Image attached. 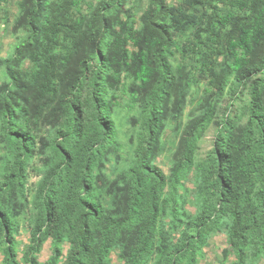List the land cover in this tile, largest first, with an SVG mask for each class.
I'll return each mask as SVG.
<instances>
[{"label": "trees", "instance_id": "1", "mask_svg": "<svg viewBox=\"0 0 264 264\" xmlns=\"http://www.w3.org/2000/svg\"><path fill=\"white\" fill-rule=\"evenodd\" d=\"M225 2L221 14L217 0H150L133 30L127 0H96L86 11L81 0H17L12 31L25 35L0 60L8 78L0 84V142L9 154L0 174V264H39L48 238L53 256L45 264H114L115 251L121 264H196L220 230L233 264L264 258V0ZM186 26L195 31L179 48L198 75L181 86L182 68L168 55ZM232 76H242L248 99L223 117L211 150L196 161ZM200 78L210 89L167 175L155 162L160 135ZM119 92L139 104L144 124L133 158L112 178L121 154L112 117ZM34 159L44 172L28 207ZM190 173L192 216L181 190ZM22 211L29 241L20 249Z\"/></svg>", "mask_w": 264, "mask_h": 264}, {"label": "rangeland", "instance_id": "2", "mask_svg": "<svg viewBox=\"0 0 264 264\" xmlns=\"http://www.w3.org/2000/svg\"><path fill=\"white\" fill-rule=\"evenodd\" d=\"M96 0H81L80 8L82 11H86L91 3ZM150 0H127L126 7H130L132 12V29H137L140 25V16L146 9ZM168 3L177 4L179 0H167ZM17 0H0V60L4 61L11 57L14 50L15 43L25 35L24 31H12L14 20L17 16ZM218 10L221 14L228 11L229 5L225 0H217ZM195 28L186 26L181 32H175L173 35L174 46L169 52L168 58L173 65L178 64L182 68V83L181 86H185L188 79L195 77L197 74L194 69V60L189 53H183L179 46L183 41L191 40L194 34ZM129 50H132L133 43L130 40L127 44ZM264 49V42L262 43V50ZM222 61V58H220ZM242 76H240L241 78ZM240 78L235 76L231 77L230 84L226 87L224 95L222 96L218 106L217 112L213 122L206 129L202 135L198 148L196 150V161H200L206 157L208 152L213 146L214 136L217 127L223 120V117L230 115L233 117L236 113H240L244 108V104L248 99V88L240 85ZM5 73L4 62L0 61V84L7 80ZM128 82V80H127ZM128 86H126L127 88ZM210 89V85L206 83V80L200 78L199 82L192 83L189 90L185 93V105L181 110L179 119L173 118L170 115L161 135L160 144L162 146L161 152L155 158L156 164L164 171L165 174H169L171 164L173 162V155L178 153L180 135L185 129L188 121L193 119L199 112H201V100L204 99L205 90ZM128 95V94H127ZM119 92V103L114 106L112 117L117 129V138L121 143L120 159L119 162L114 165V172L111 177L115 175L125 167L131 158L135 149L136 137L142 135L143 120L140 115L139 104L134 103L130 98ZM176 92L174 93V96ZM247 119L246 112H242L241 123H244ZM177 120L181 127L177 124ZM9 154L4 149V144L0 142V174L2 163ZM107 169L110 164H107ZM44 168L37 159H34L29 165V173L27 179V196L26 205H31L34 189L42 177ZM183 187L181 190L184 193V208L186 213L190 216L195 214V207L193 199L189 190L193 189L194 176L190 173L187 178L182 181ZM26 211H22L15 216V220L18 226L16 237L18 239L19 248L21 249L29 241V231L26 221ZM50 238L42 245L41 251L36 255L39 264H45V262L53 256L50 250ZM226 251L228 254H225ZM63 258L67 255V244L62 247ZM21 253H19V256ZM111 259L114 264L118 263L119 257L117 252L111 254ZM4 255L0 246V263ZM20 258V257H19ZM235 260L232 246L228 241L227 232L224 230L215 231L214 234L208 239L207 246L203 248V255L197 261L196 264H233ZM21 264H24L23 262ZM183 264H185L183 262ZM256 264H264V258Z\"/></svg>", "mask_w": 264, "mask_h": 264}, {"label": "clouds", "instance_id": "3", "mask_svg": "<svg viewBox=\"0 0 264 264\" xmlns=\"http://www.w3.org/2000/svg\"><path fill=\"white\" fill-rule=\"evenodd\" d=\"M115 252H117V251H115ZM118 253V252H117ZM112 254V253H111ZM112 256V255H111ZM113 263V262H112ZM122 263V261L121 260H118V263H116V264H121Z\"/></svg>", "mask_w": 264, "mask_h": 264}, {"label": "crops", "instance_id": "4", "mask_svg": "<svg viewBox=\"0 0 264 264\" xmlns=\"http://www.w3.org/2000/svg\"><path fill=\"white\" fill-rule=\"evenodd\" d=\"M50 246V245H49Z\"/></svg>", "mask_w": 264, "mask_h": 264}]
</instances>
